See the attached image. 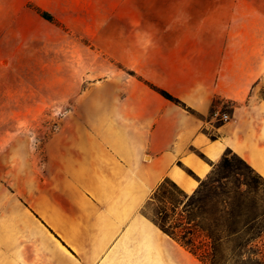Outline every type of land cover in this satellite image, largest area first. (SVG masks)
<instances>
[{
	"label": "crops",
	"instance_id": "1",
	"mask_svg": "<svg viewBox=\"0 0 264 264\" xmlns=\"http://www.w3.org/2000/svg\"><path fill=\"white\" fill-rule=\"evenodd\" d=\"M74 10L65 24L87 40L78 59L94 82L71 132L46 149L54 163L23 164V201L0 180V264H205L143 210L165 179L195 192L228 151L264 178V0H78ZM224 109L231 119L218 122Z\"/></svg>",
	"mask_w": 264,
	"mask_h": 264
},
{
	"label": "rangeland",
	"instance_id": "2",
	"mask_svg": "<svg viewBox=\"0 0 264 264\" xmlns=\"http://www.w3.org/2000/svg\"><path fill=\"white\" fill-rule=\"evenodd\" d=\"M77 2L0 0V180L7 192L18 195L21 201L23 164L54 163L55 152L49 156L46 149H55L52 143L57 132H71L75 101L86 99L89 84L94 82L85 74L87 61L78 59L87 40L78 39L65 24L81 14L74 10ZM37 9L50 13L54 21L44 20ZM75 64L81 66V75ZM256 90L264 96V77ZM209 178L206 183L218 181L211 192L233 194L238 188L248 192L247 201L262 215L253 224L264 225V178L249 165L228 154L227 162L220 163ZM168 189L173 191L171 186ZM157 209L150 206L148 216ZM256 231L245 238L241 232L238 235V241L253 240L244 250L237 248L231 254L229 245L222 243L221 264H264V232L258 236Z\"/></svg>",
	"mask_w": 264,
	"mask_h": 264
},
{
	"label": "trees",
	"instance_id": "3",
	"mask_svg": "<svg viewBox=\"0 0 264 264\" xmlns=\"http://www.w3.org/2000/svg\"><path fill=\"white\" fill-rule=\"evenodd\" d=\"M37 13L44 20L54 21L53 16L47 11L37 9ZM147 84L165 99L185 107L179 99L167 91L151 83ZM217 103L218 101H215L214 106ZM187 109L193 112L190 108ZM223 111H227V109ZM228 154L234 153L228 151L223 159L214 166L210 176L214 174L220 163L227 162ZM237 157L245 162L239 156ZM217 182L216 179H211L209 183L204 180L195 192L188 195L173 181L165 179L157 187L143 210L144 214L148 216L147 209L156 205L158 209L149 218L164 233L205 264H221L222 243L229 245L231 254L237 248L246 249L253 240L250 238L247 241H238L240 232L243 233V238L251 233V235L255 234V232L253 233L255 229H258L256 231L258 236L264 232V225L256 227L253 224L262 215H258L256 207L247 201L246 194L248 192L242 191L240 188L233 194L231 192H211ZM168 186H171L173 191H169ZM247 187L250 190L252 185L248 183ZM179 190L182 191V194L178 192ZM174 193L179 194L176 196Z\"/></svg>",
	"mask_w": 264,
	"mask_h": 264
},
{
	"label": "built area",
	"instance_id": "4",
	"mask_svg": "<svg viewBox=\"0 0 264 264\" xmlns=\"http://www.w3.org/2000/svg\"><path fill=\"white\" fill-rule=\"evenodd\" d=\"M213 116L218 122H228L231 119L230 114L226 111H215Z\"/></svg>",
	"mask_w": 264,
	"mask_h": 264
}]
</instances>
